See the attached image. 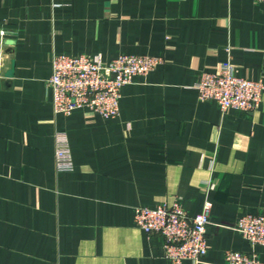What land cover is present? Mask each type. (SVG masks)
Returning <instances> with one entry per match:
<instances>
[{
    "label": "crops",
    "instance_id": "1",
    "mask_svg": "<svg viewBox=\"0 0 264 264\" xmlns=\"http://www.w3.org/2000/svg\"><path fill=\"white\" fill-rule=\"evenodd\" d=\"M122 53L164 60L123 86L116 118L54 112L55 55ZM227 61L264 83V1L0 0V264H175L135 208L178 202L194 216L207 199L200 264L250 251L236 224L264 212V95L253 112L223 111L196 88ZM58 129L72 171L56 168Z\"/></svg>",
    "mask_w": 264,
    "mask_h": 264
},
{
    "label": "built area",
    "instance_id": "2",
    "mask_svg": "<svg viewBox=\"0 0 264 264\" xmlns=\"http://www.w3.org/2000/svg\"><path fill=\"white\" fill-rule=\"evenodd\" d=\"M264 1V0H262ZM163 57L150 54L122 53L111 61L88 54H58L52 59V74L47 85L52 92L54 112L71 114L88 108L105 118L120 113L124 85L139 75H146L163 62ZM196 88L202 100L215 101L225 111L230 108L253 112L263 100V80L240 76L230 61L218 71L201 72ZM55 162L59 172L74 170L68 133L55 131ZM212 201L191 216L178 202L157 207L137 206L135 222L147 233H159L165 239L164 257L175 264L191 260L204 262L208 253V225ZM236 229L251 245L250 251L227 250L224 264H264L256 246H264V212H246Z\"/></svg>",
    "mask_w": 264,
    "mask_h": 264
}]
</instances>
